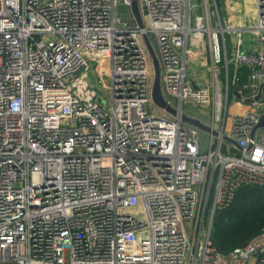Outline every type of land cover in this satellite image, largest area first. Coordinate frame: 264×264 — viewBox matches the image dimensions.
Segmentation results:
<instances>
[{
    "label": "built area",
    "instance_id": "1",
    "mask_svg": "<svg viewBox=\"0 0 264 264\" xmlns=\"http://www.w3.org/2000/svg\"><path fill=\"white\" fill-rule=\"evenodd\" d=\"M189 1L141 0L142 28L132 0H0V264H264V230L229 253L211 240L264 187V0L254 49L218 0Z\"/></svg>",
    "mask_w": 264,
    "mask_h": 264
},
{
    "label": "trees",
    "instance_id": "2",
    "mask_svg": "<svg viewBox=\"0 0 264 264\" xmlns=\"http://www.w3.org/2000/svg\"><path fill=\"white\" fill-rule=\"evenodd\" d=\"M264 230V187H243L233 204L217 212L211 240L223 253L246 245Z\"/></svg>",
    "mask_w": 264,
    "mask_h": 264
},
{
    "label": "crops",
    "instance_id": "3",
    "mask_svg": "<svg viewBox=\"0 0 264 264\" xmlns=\"http://www.w3.org/2000/svg\"><path fill=\"white\" fill-rule=\"evenodd\" d=\"M189 2L193 16L202 14L206 10V6H208L211 12L216 11L214 5L216 0H190ZM256 7L257 0H218V9L224 25L241 27L248 30L243 33L244 38L247 43H250L247 46L253 49L256 47V42L251 32L256 23ZM212 24L213 26L217 25L216 14L212 16ZM193 48L195 49L196 45H193ZM196 56L201 65L207 62V58L204 57L200 51L196 52ZM201 73L206 75V71L204 70H202ZM243 109L242 106H235V111H241Z\"/></svg>",
    "mask_w": 264,
    "mask_h": 264
},
{
    "label": "water",
    "instance_id": "4",
    "mask_svg": "<svg viewBox=\"0 0 264 264\" xmlns=\"http://www.w3.org/2000/svg\"><path fill=\"white\" fill-rule=\"evenodd\" d=\"M132 10H133V13L135 15V18H136L138 24L140 25V27L143 28L144 23H143V19H142V13L147 14L146 8L143 7L141 10V7L139 5V1L138 0H132ZM216 16L217 17L219 16L218 13L216 14ZM144 40H145V43L148 47L149 53L152 57L154 71H155L154 82H153V92H152L154 102L158 106H160L161 108H164L167 111L175 114L176 110L166 103V101L162 95V92H161V69H160V63H159V60H158L157 55L155 53V50H154L148 36H144ZM237 96L240 97V94L237 93ZM183 119L187 122L192 123L196 127L207 131V132L211 131V129L208 126H206L204 123H202L201 121H199L195 118H191L187 115H184ZM259 127H264V116H262V118H261V121L259 123Z\"/></svg>",
    "mask_w": 264,
    "mask_h": 264
},
{
    "label": "rangeland",
    "instance_id": "5",
    "mask_svg": "<svg viewBox=\"0 0 264 264\" xmlns=\"http://www.w3.org/2000/svg\"><path fill=\"white\" fill-rule=\"evenodd\" d=\"M139 5L142 7L141 5V0H139ZM123 6L121 7V10H123ZM143 14V13H142ZM143 19L145 21V23H148V18L143 14ZM228 40H229V37H228ZM152 43H153V47L155 48L156 50V45H155V41H154V38H152ZM208 60V58H207ZM150 73H151V77L154 78V75H155V71H154V67H150ZM91 75L93 76V72H91ZM163 85V79L161 77V86ZM103 87V84H101V87H100V90L99 91H103L102 89ZM234 101V98H233V95L231 96V100H230V105L232 104L231 102ZM232 107V105L230 106ZM186 112L191 114L192 116H197V117H201L204 121L208 122L209 121V113H208V110L205 109V108H202V107H196V106H192V105H187L186 106ZM202 140H203V145L205 147L208 146V134L206 132H203V135H202Z\"/></svg>",
    "mask_w": 264,
    "mask_h": 264
},
{
    "label": "bare ground",
    "instance_id": "6",
    "mask_svg": "<svg viewBox=\"0 0 264 264\" xmlns=\"http://www.w3.org/2000/svg\"><path fill=\"white\" fill-rule=\"evenodd\" d=\"M200 129V128H199ZM202 131H205V130H203V129H201Z\"/></svg>",
    "mask_w": 264,
    "mask_h": 264
}]
</instances>
